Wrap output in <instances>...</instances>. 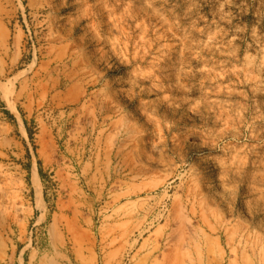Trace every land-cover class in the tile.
Masks as SVG:
<instances>
[{
  "label": "rangeland",
  "instance_id": "374dc122",
  "mask_svg": "<svg viewBox=\"0 0 264 264\" xmlns=\"http://www.w3.org/2000/svg\"><path fill=\"white\" fill-rule=\"evenodd\" d=\"M0 20L30 86L82 91L25 117L0 74V264H264V0H0Z\"/></svg>",
  "mask_w": 264,
  "mask_h": 264
},
{
  "label": "crops",
  "instance_id": "0c3cea01",
  "mask_svg": "<svg viewBox=\"0 0 264 264\" xmlns=\"http://www.w3.org/2000/svg\"><path fill=\"white\" fill-rule=\"evenodd\" d=\"M22 44L23 39L17 33H11L6 26L4 20H0V74H7L8 80L17 77L19 74V79L16 81V88L18 89L17 84L19 85L20 89L24 88L23 97L26 98V101L21 104V108H23V113L25 117L27 115H33L35 111L42 105H45L44 100H40L41 97L45 96L50 101L47 103L48 105L52 104L54 108L57 109H64L67 107H71L77 101H79L82 97V91H77L79 88L74 87L69 84L64 88H59L58 86L54 85L52 82L46 80V83L43 84L42 89H34L30 84L35 79V74H31V71H27L26 75L22 73L26 71V68L19 67L22 62L23 52H22ZM22 74V75H21ZM43 75V80L47 79L48 74H41ZM51 80V79H50ZM28 99V100H27ZM15 109L18 111L19 116L22 119L21 112L18 110V107L15 106ZM8 111V110H7ZM12 117L15 115L9 111ZM23 125V119L21 120ZM25 127V126H24ZM53 170L48 171L49 179L56 180V174L52 175ZM65 179L66 177L63 176ZM58 201L60 199L58 198ZM70 201L69 199L67 200ZM64 211L60 210L56 212L58 217V221L56 224H62L61 220L65 217H68L71 221V224L74 227H77L80 223V220L93 223V219L90 217H74L67 215L65 209ZM90 220V221H89ZM84 227V226H82ZM83 230L88 231L87 229L83 228ZM93 250L92 247H86L84 250L76 249V256L80 257H87L93 258L92 253L87 252L86 250ZM82 252V253H81Z\"/></svg>",
  "mask_w": 264,
  "mask_h": 264
},
{
  "label": "bare ground",
  "instance_id": "6f19581e",
  "mask_svg": "<svg viewBox=\"0 0 264 264\" xmlns=\"http://www.w3.org/2000/svg\"><path fill=\"white\" fill-rule=\"evenodd\" d=\"M32 184H33V187L35 189V193H36V197L37 199L39 200L38 202H40V197H41V193H40V177H39V173H38V170L37 168L34 169V172H33V176H32Z\"/></svg>",
  "mask_w": 264,
  "mask_h": 264
},
{
  "label": "trees",
  "instance_id": "16d2710c",
  "mask_svg": "<svg viewBox=\"0 0 264 264\" xmlns=\"http://www.w3.org/2000/svg\"><path fill=\"white\" fill-rule=\"evenodd\" d=\"M20 112H21V111H20ZM6 114H7L10 118H13L9 111H6ZM21 115L23 116L22 113H21ZM24 124H25V126H27L26 121H24ZM37 168H38L39 175L42 176V172H43V171H42V167H41V162H40V161L37 162Z\"/></svg>",
  "mask_w": 264,
  "mask_h": 264
}]
</instances>
